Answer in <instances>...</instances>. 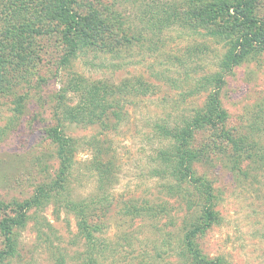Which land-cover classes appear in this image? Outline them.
Instances as JSON below:
<instances>
[{"label":"rangeland","instance_id":"1","mask_svg":"<svg viewBox=\"0 0 264 264\" xmlns=\"http://www.w3.org/2000/svg\"><path fill=\"white\" fill-rule=\"evenodd\" d=\"M50 1L0 0V222L38 186L55 197L14 229L9 264H190L181 251L196 191L157 172L169 143L152 125L172 127L203 107L207 94L195 87L220 71L236 34L209 21L215 0H77L97 23L91 44L70 56ZM255 15L264 17V0ZM220 98L226 122L194 138V170L212 184L216 211L195 243L208 261L264 264V55L237 65ZM61 128L76 147L66 196L55 189L52 132ZM65 201L90 211L91 243Z\"/></svg>","mask_w":264,"mask_h":264},{"label":"trees","instance_id":"2","mask_svg":"<svg viewBox=\"0 0 264 264\" xmlns=\"http://www.w3.org/2000/svg\"><path fill=\"white\" fill-rule=\"evenodd\" d=\"M48 7L59 18L60 34L68 48V54L74 56L90 45L85 39L93 34L97 19L94 14L85 13L77 0L50 1ZM258 0H215L216 17L209 16L210 22L214 23L220 17L225 23V29L232 28L236 36L228 42L229 50L220 63V71L207 75L198 81L195 92L203 90L207 97L203 107L194 111L190 117H181L180 123L172 127L167 123H154L152 131L162 141L169 143L168 148L161 149L157 158L161 162L160 174H171L176 177L178 183L188 184L196 191L197 213L195 221L187 229L183 236L184 258H191L190 264H219L217 261L205 260L199 253L195 238L208 230L216 221L215 194L212 184L196 174L194 165L200 160L201 153L194 145L196 132L205 127H216L227 120V111L224 109L220 94L225 84V77L247 58H255L264 55V17L255 15V6ZM211 9V8H209ZM215 12L212 7V14ZM214 26V25H213ZM108 28V27H107ZM241 28L240 33L236 29ZM96 30V28H95ZM225 35V33H218ZM138 41L136 38H127L125 43ZM64 61H68L65 57ZM141 84V83H140ZM125 86H128L125 84ZM142 86V84H141ZM132 88H136L131 86ZM137 89V88H136ZM56 144V154L60 161V167L55 181V189H61L58 194L66 196L67 179L73 165L75 142L68 137L61 128L52 132ZM48 187V185H46ZM38 186L35 189L33 199L19 204L13 217H6L0 222V232L6 238L7 249L0 248V264H9L16 254V244L12 238L14 229L22 227L28 220V212L34 207H44L49 204L54 195L51 188ZM57 187V188H56ZM56 192V191H55ZM61 198V197H59ZM63 200V199H62ZM61 200V201H62ZM66 206L75 211L78 218L77 226L82 238L91 243L94 239V229L89 225L88 209L82 202L71 204L65 201ZM91 215V213H90ZM95 256V254H94ZM63 260V258H62ZM85 264H99L97 257H88Z\"/></svg>","mask_w":264,"mask_h":264}]
</instances>
